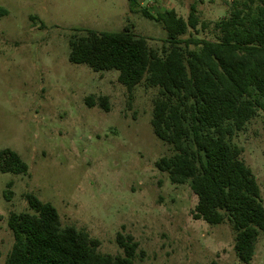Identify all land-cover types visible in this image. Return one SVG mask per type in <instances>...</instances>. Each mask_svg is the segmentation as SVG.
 <instances>
[{
    "label": "rangeland",
    "instance_id": "374dc122",
    "mask_svg": "<svg viewBox=\"0 0 264 264\" xmlns=\"http://www.w3.org/2000/svg\"><path fill=\"white\" fill-rule=\"evenodd\" d=\"M0 0V152L15 150L27 174L0 170V264L14 244L12 212L31 211L27 194L53 203L63 225L100 240L105 255L123 254L119 233L139 243L134 264H245L226 221L194 217L198 196L189 183H172L156 161L173 153L151 125L158 87L144 82L130 99L119 71H94L69 60L79 28H131L159 51L164 24L143 14L174 8L200 17L190 34L217 40L215 23L239 0ZM92 96L97 104H87ZM108 98L109 110L99 104ZM232 141L252 169L264 204V111ZM12 182L11 186L8 183ZM249 264H264V232Z\"/></svg>",
    "mask_w": 264,
    "mask_h": 264
},
{
    "label": "trees",
    "instance_id": "16d2710c",
    "mask_svg": "<svg viewBox=\"0 0 264 264\" xmlns=\"http://www.w3.org/2000/svg\"><path fill=\"white\" fill-rule=\"evenodd\" d=\"M135 0H132V5ZM143 14L164 24L161 50L129 27L121 31L79 28L69 40V60L94 71L118 70V81L134 97L136 86L158 87L151 125L173 148L156 161L172 183H189L198 196L194 217L212 225L229 221L238 259L251 263L264 232V204L252 169L232 141L237 131L264 111V0H239L215 23L217 40L190 34L200 17L174 8ZM87 104H97L92 96ZM99 104L109 110L108 98ZM0 170L27 174L28 163L13 149L0 152ZM12 182L8 183L11 186ZM31 211L12 212L14 244L4 264H134L139 243L119 233L123 254L105 255L100 240L75 225H63L56 206L28 193ZM210 264H219L213 260Z\"/></svg>",
    "mask_w": 264,
    "mask_h": 264
}]
</instances>
